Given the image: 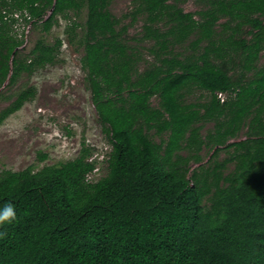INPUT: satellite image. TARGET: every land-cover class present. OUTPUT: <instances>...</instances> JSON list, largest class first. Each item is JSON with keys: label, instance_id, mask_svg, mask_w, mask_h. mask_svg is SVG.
<instances>
[{"label": "trees", "instance_id": "trees-1", "mask_svg": "<svg viewBox=\"0 0 264 264\" xmlns=\"http://www.w3.org/2000/svg\"><path fill=\"white\" fill-rule=\"evenodd\" d=\"M112 1L0 0V23L4 11L27 10L47 33L87 9L81 67L111 146L97 182L86 147L60 165L0 172V210L11 202L16 211L0 225V264H264V0H199L196 13L180 0H135L134 19L146 15L139 41L157 60L144 71ZM78 27H67L69 43ZM2 28L0 86L54 63L63 45L41 40L23 57V42ZM193 37L191 54L174 51ZM194 88L211 100L186 104ZM218 93L232 96L223 103ZM35 95L21 92L0 125ZM209 121L208 145L233 153L188 178L192 156L181 152L207 144L198 124Z\"/></svg>", "mask_w": 264, "mask_h": 264}, {"label": "rangeland", "instance_id": "rangeland-1", "mask_svg": "<svg viewBox=\"0 0 264 264\" xmlns=\"http://www.w3.org/2000/svg\"><path fill=\"white\" fill-rule=\"evenodd\" d=\"M179 5L189 13L204 9L199 0H180ZM136 6L135 0H113L109 10L121 21L120 29L128 27L125 38L135 47L140 56L139 69L144 71L157 60L150 51L153 44L139 41L146 15L139 14L134 19ZM86 20L87 9L84 8L78 14L69 13V19L59 17L58 23L49 33L45 32L42 26L30 25L27 40H24L19 48L21 56H30L32 49L41 40L48 45H54L57 40H62L63 45L54 63L37 67L32 73L23 72L13 85L8 80L0 86V114L11 106L21 92L29 88L36 90L33 99L27 101L20 110L11 114L0 125V172L7 170L18 172L31 167L37 171L45 166L60 165L78 158L82 149L86 147L91 149L89 161L97 163V169L88 176L90 182H97L108 174L107 159L111 146L93 105L85 73L81 67L85 49L80 40L84 34L83 26ZM4 21L7 23H0L3 32L15 39L23 35L24 20L8 12ZM73 23L79 27L74 33V41L69 43L71 37L66 30ZM218 30H223L222 26H219ZM193 40L194 37L185 44L176 46L174 51L183 55L191 54ZM211 98L208 92L194 88L186 93L184 101L186 104H204ZM152 105L159 106L158 98H153ZM198 126L201 127L200 135L207 144L197 153L192 151L190 154V150L181 152L185 157L192 156L189 163L192 172L188 174V178H191L194 170L212 169L216 164L230 158L233 153V149L228 150L225 146L208 145L207 137L215 130V122H201ZM246 131L247 129H243L238 138L230 142L245 139ZM151 135L160 142V137L156 136L154 131ZM45 155L46 159H42ZM195 156L200 157V163L193 158ZM234 168V164H229L224 169V174L232 172Z\"/></svg>", "mask_w": 264, "mask_h": 264}, {"label": "built area", "instance_id": "built-area-1", "mask_svg": "<svg viewBox=\"0 0 264 264\" xmlns=\"http://www.w3.org/2000/svg\"><path fill=\"white\" fill-rule=\"evenodd\" d=\"M8 13L7 11H4L3 14L5 15ZM13 15H15L16 18H21L24 20L23 22V35H21L17 40L24 42V40H27L28 34L30 33V25L34 24V20L31 16V14L27 10H21V11H12ZM230 96L229 93H218V97L221 100V102H225L228 97Z\"/></svg>", "mask_w": 264, "mask_h": 264}, {"label": "clouds", "instance_id": "clouds-1", "mask_svg": "<svg viewBox=\"0 0 264 264\" xmlns=\"http://www.w3.org/2000/svg\"><path fill=\"white\" fill-rule=\"evenodd\" d=\"M232 96V94H230ZM16 219L15 206L9 202L0 210V225L10 224Z\"/></svg>", "mask_w": 264, "mask_h": 264}]
</instances>
